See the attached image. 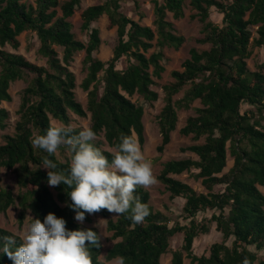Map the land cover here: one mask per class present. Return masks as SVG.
I'll list each match as a JSON object with an SVG mask.
<instances>
[{"label": "trees", "instance_id": "obj_1", "mask_svg": "<svg viewBox=\"0 0 264 264\" xmlns=\"http://www.w3.org/2000/svg\"><path fill=\"white\" fill-rule=\"evenodd\" d=\"M82 1L66 0L60 5L58 0H36L34 4L0 0V130L7 128L9 112L1 106L12 100L11 85L32 76L22 94L15 133L2 135L0 145V213L19 207L21 225L28 214L43 221L51 212L65 219L69 230L97 232L74 219L75 212L66 206L71 204L67 186L48 185V170L42 168L47 153L34 149L31 138L44 134L53 120L72 124L71 112L90 117V128L96 133L94 146L109 161L121 134L132 135L144 147L145 109L132 98L139 96L149 103L158 100L152 87L165 71L161 64L165 49L180 48L184 42L174 34L167 17L172 14L175 20L183 19L186 0H151L157 31L123 12L124 2L136 0H104L82 13L86 43L76 38L70 22ZM190 1L196 10L192 19L202 24L203 37L198 41L210 49H193L183 71L173 73L174 82L165 86L166 104L159 115L162 142L158 151L162 153L177 130L178 111L189 110L197 101L202 105L181 129L196 141L204 139V143L187 148L198 159L169 161L159 175L172 200H185L182 220L174 222L168 214L155 211L150 193L137 188L135 194L148 204L150 215L141 224H134L127 214L108 221V231L120 241L108 250L105 262L123 256L125 264H162V257L172 251V240L181 235L183 245L172 251L171 264H185V253L192 264H243L245 257L251 264H264V194L260 190L264 188V61L256 71L247 63L256 50L264 51V0ZM213 10L221 15L220 24L212 20ZM104 16L117 35L113 56L107 61L95 56L102 45L97 24ZM26 32L36 39L38 55L46 60V66L5 50L7 46L20 48L19 37ZM155 47L158 51L148 56ZM80 52L86 54L87 77L81 85L88 93L86 107L76 98L77 77L71 70ZM182 92L184 96L175 100ZM102 136L110 149L99 140ZM229 157L234 164L224 173ZM49 159L57 164V171L68 173L65 148ZM4 171L14 174L17 193L4 187ZM183 173L201 181L207 192L198 193L173 177ZM206 213L211 217L200 220ZM95 214L111 215L106 209ZM85 217L86 222H92V214L85 213ZM213 224L222 240L211 245L209 254L196 255V239L209 234ZM12 234L0 230V238ZM19 242L17 238V245ZM102 251V246L92 249L94 264ZM0 264L13 262L0 251Z\"/></svg>", "mask_w": 264, "mask_h": 264}, {"label": "rangeland", "instance_id": "obj_2", "mask_svg": "<svg viewBox=\"0 0 264 264\" xmlns=\"http://www.w3.org/2000/svg\"><path fill=\"white\" fill-rule=\"evenodd\" d=\"M36 0H28L29 3L34 4ZM66 0H58L59 4L62 5ZM104 3V0H83L80 8L76 11L73 18L70 19V22L73 26V33L76 38L82 42H87V35L82 30V13L89 7L94 5H99ZM123 12L129 15L132 19L139 22L143 26L151 27L156 30L155 20L156 13L155 7L151 0H136V1H126L122 4ZM196 14V10L193 9L190 0L185 2V17L180 20H175L172 14H168V21H170L174 26V34L178 37L184 39L183 44L180 48H166L164 52V59L162 65L165 68V71L162 73L160 79L155 78V85L152 89L158 93V100L155 102H146L143 98L135 96L132 98V101L142 105L145 109V137L146 143L142 149L147 159L152 161L153 173L158 179V183L154 186H151L145 190L150 193L151 200L150 203L153 206L155 211H160L171 216L174 222H181L182 209L185 205L184 199L172 200L171 194L167 190L166 186L163 185L159 180V175L164 167V165L173 160L181 159H195L198 157L187 150L189 146L202 144L204 139L196 141L193 136H185L181 133V129L184 128L187 124V121L190 117L196 115V109L201 108L202 105L199 101L195 102L189 110H180L178 111V126L177 130L172 133L171 143L166 147L164 152H159L158 147L161 145L162 136L159 128V115L162 109L165 106V86L170 85L174 82L173 73L175 71H183V64L186 60L190 59L191 51L196 49L198 51H204L210 49V45H203L199 43V39L203 37L202 34V24L198 19L193 20L192 15ZM212 20L216 23H221L222 17L218 14L216 10H213ZM97 26L101 30V39L102 45L98 52H96V58L107 61L113 56V49L117 43L116 29L109 28V21L107 16L102 17ZM19 40L21 46L18 49H13L10 46L5 48L6 51L22 55L28 61L39 65L46 66V60L42 59L38 55V43L36 39L30 32L23 33ZM156 43V41H155ZM158 51L155 47L152 49L148 56L153 52ZM85 52H80L75 56L74 61L71 64V70L75 73L77 77V88L75 90L77 100L84 106H87L88 93L85 92L81 85L84 79L87 77V69L84 66ZM264 61V51L256 50L253 57L247 61L248 67L252 71H256L258 64ZM32 76L27 77L24 80L17 81L11 85L10 93L12 96L11 102H4L2 108H5L9 112V119L7 120L6 130H0V145L3 144L2 135L4 134H14L15 126L19 120V108L21 105V99L23 91L28 87ZM184 96V92L180 93L175 97V100L181 99ZM72 124L81 129L82 127H90V117L81 118L70 112ZM53 123H61L59 121L53 120ZM101 141L104 142V137H100ZM105 143V142H104ZM105 148L110 149L105 143ZM112 150V149H111ZM61 159L64 161L63 157ZM234 164V160L229 157L228 166L225 169L224 173H227ZM3 185L4 187L12 188L15 193L18 192V186L14 174L11 172L4 171L3 174ZM177 180H180L191 187H193L198 193H206L207 191L201 184V181L196 180L192 174L183 173L181 175H173ZM220 190L217 188L216 191ZM260 190L264 194V188L260 187ZM20 208H11L7 214L0 213V230H5L11 233H19L26 223L27 219L23 225L19 222ZM30 215V214H28ZM115 214L111 213L110 217L106 218L102 215L92 214V222L83 223L78 222L84 228L95 229L99 234L101 232V242L104 255V260L106 261V256L108 250L113 247L120 240H114L112 233L108 231V221L110 219L117 220V217H114ZM203 217L210 218L211 214H201L199 216L200 220ZM100 222V228L96 225ZM222 240V235L217 232L216 225H212V230L209 234L201 235L198 237L194 243V253L198 256L202 254H209L210 247L213 243L219 242ZM183 245V236L175 237L171 242L172 251L178 250ZM169 252L168 254L162 257V264H171L173 253ZM264 258V255L262 256ZM185 264H192L191 259L187 258L185 253Z\"/></svg>", "mask_w": 264, "mask_h": 264}, {"label": "clouds", "instance_id": "obj_3", "mask_svg": "<svg viewBox=\"0 0 264 264\" xmlns=\"http://www.w3.org/2000/svg\"><path fill=\"white\" fill-rule=\"evenodd\" d=\"M96 133L90 127L78 132L69 123H51L44 134L31 138L34 149L43 150V169H47L50 187L61 184L70 191L71 204L80 223L85 213L91 215L106 209L114 217L127 214L134 224H141L150 215L148 204L135 194L137 188L145 189L158 183L153 173L152 161L147 159L141 145L132 135L121 134L119 143L111 150V160L94 146ZM61 147L69 155V170L57 171V164L49 157L56 156ZM27 223L17 234L3 236V254L13 264H94L92 249H99L101 232L91 229L69 230L66 220L49 212L43 219L27 216ZM100 228V222L96 225ZM17 238L19 244L17 245ZM95 264H125V257L104 260L100 254ZM243 264H251L245 257Z\"/></svg>", "mask_w": 264, "mask_h": 264}]
</instances>
